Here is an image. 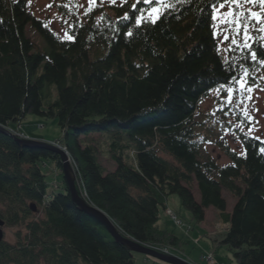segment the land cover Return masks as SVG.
I'll list each match as a JSON object with an SVG mask.
<instances>
[{"label": "trees", "instance_id": "16d2710c", "mask_svg": "<svg viewBox=\"0 0 264 264\" xmlns=\"http://www.w3.org/2000/svg\"><path fill=\"white\" fill-rule=\"evenodd\" d=\"M168 2L156 24L146 17L155 4L139 0L93 8L83 19L75 13L68 39L35 17L29 0H0V125L13 124L19 133L28 116L57 119L63 132L58 142L80 196L122 236L183 251L186 243L159 226L176 196L196 225L204 223L206 210L218 211L229 225L218 247L236 264H264V142L241 136L244 156L224 146L230 164L222 167L203 153L197 134L200 101L241 70L223 59L213 35L211 15L219 3ZM28 27L45 51L36 48ZM254 51L261 62L264 47ZM249 57L245 67L254 64ZM103 132L115 134L111 172L100 163L99 148L85 139ZM49 163L57 176L53 185L44 172ZM62 170L58 154L22 147L0 132V218L27 231L15 245L0 244V264H135L133 252L73 203ZM195 183L200 202L192 193ZM225 190L236 200L231 214ZM40 210L43 216L34 219Z\"/></svg>", "mask_w": 264, "mask_h": 264}, {"label": "rangeland", "instance_id": "374dc122", "mask_svg": "<svg viewBox=\"0 0 264 264\" xmlns=\"http://www.w3.org/2000/svg\"><path fill=\"white\" fill-rule=\"evenodd\" d=\"M127 0H29V11L38 19L45 21L47 25L56 32L61 38L68 37V31L73 24L77 14L78 19H83L93 8H108L109 6L121 5ZM169 0H164L162 12L169 7ZM151 4V3H146ZM154 5L152 7H156ZM249 5H244V8ZM219 8V5L217 6ZM150 11V9H148ZM221 12L228 10V4L219 9ZM254 11H260L259 6L253 8ZM149 11L146 15L148 17ZM239 11V9H238ZM247 15V12H245ZM259 27V26H258ZM215 28V27H214ZM217 29L215 28V31ZM28 36L35 43L36 48L45 51L46 44L43 39L34 31L27 28ZM218 39V49L226 62L234 61L240 67L239 78H246L252 91L241 90L240 86L234 81L229 85L216 88L210 91L209 96L200 101L195 121L198 123L197 134L204 148L203 153L216 160L222 167L229 165V158L223 151L224 146H228L232 151L244 156L243 145L240 137L247 135L253 138L259 137L264 142V63L257 59L253 60L252 67H245L243 61L248 59L251 54L248 48L237 47L231 43V34L229 40L225 41L223 35L229 33V26L221 25ZM253 40L250 41L254 51L256 45L264 47V31L251 32ZM237 39H242L238 37ZM36 49V50H37ZM245 70L247 75L245 77ZM248 85L245 86V89ZM234 89L232 101H228L227 89ZM47 91H53L57 99V90L53 85L47 87ZM17 137L21 139L40 141L45 143H56L61 140L63 132L59 127L57 119H42L35 116H28L23 122L22 128L17 132L18 127L10 125L8 127ZM19 134V135H18ZM103 135V136H102ZM114 133L103 132L101 134H92L87 139L91 144L97 146L101 152L100 163L108 172L115 170V164L111 161L110 144L114 139ZM25 136V137H24ZM28 137V138H27ZM123 142L127 141L122 136ZM57 145V144H53ZM166 159L172 162L167 156ZM71 166L72 163L69 160ZM54 165L49 163L44 172L50 174L49 181H57ZM72 169L74 170L73 166ZM53 188V187H52ZM55 189V188H54ZM53 191V189H52ZM195 199L200 202V194L195 183L192 189ZM223 198L227 201V211H233L236 200L225 190ZM171 213V214H168ZM173 214V215H172ZM171 215V216H170ZM179 215L182 226H178L172 216ZM43 216L42 211H38L33 218L39 219ZM159 226L164 230L173 231L185 243L183 251H170V248L155 246H145L168 257H175L186 261L188 264H236L233 255L225 247H218V242L225 233L222 221L219 218L217 210L210 208L205 212V221L201 225L192 223L190 214L182 209L178 197L171 196L168 201V210L161 212V221ZM4 241L15 245L18 240V234L25 237L27 231L24 226H5L3 228ZM144 246V245H143ZM135 264H161L160 261H154L143 255L133 253ZM158 261V262H157ZM166 264V263H165Z\"/></svg>", "mask_w": 264, "mask_h": 264}, {"label": "snow or ice", "instance_id": "6c2138e0", "mask_svg": "<svg viewBox=\"0 0 264 264\" xmlns=\"http://www.w3.org/2000/svg\"><path fill=\"white\" fill-rule=\"evenodd\" d=\"M94 0H90V3ZM114 2V0H113ZM139 2L151 3L157 5L156 7H151L148 14V22L151 24H156L157 20L160 19L163 14L162 8L164 7V0H139ZM219 8L214 7L211 19L214 23V27L217 29L214 31L213 35H219L218 31L221 25L229 26V33L223 35L225 41L229 40V35L231 34V43L237 47L248 48L251 54V59L256 60L258 53L252 51V45L250 41L254 38L251 35L253 30L255 31H264V0H224V2H219ZM225 3L228 4V10L226 12H221L219 9L225 7ZM244 5H249V7L244 8ZM259 6L260 11H254L253 8ZM135 7V5H133ZM239 9V11H238ZM247 12V15H245ZM127 18V15L125 16ZM144 20L143 15L137 19L138 24L142 23ZM259 26V27H258ZM129 36L132 33H128ZM242 37V39H237ZM68 39H73L72 36H68ZM261 63H264V57L261 59ZM247 71L245 70V77ZM231 80L238 84L241 90L252 91L251 85L246 78L237 79L236 76H232ZM247 88L245 89V86ZM223 87V86H222ZM234 89H227L228 92V101H232V95ZM260 139L259 137H256ZM261 152H264V148H261Z\"/></svg>", "mask_w": 264, "mask_h": 264}, {"label": "water", "instance_id": "95a60500", "mask_svg": "<svg viewBox=\"0 0 264 264\" xmlns=\"http://www.w3.org/2000/svg\"><path fill=\"white\" fill-rule=\"evenodd\" d=\"M0 132L3 134H6L10 137H12L20 146L22 147H30V148H40V149H47L50 150L56 154H58L61 157L62 164H63V174L66 181V184L68 186V190L70 193V196L72 198L73 203L77 206V208L90 216L91 218L98 221L104 228L108 231V233L113 237V239L126 246L131 252L143 255L155 260H158L162 263L166 264H188L186 261L180 260L175 257H168L164 256L163 254H160L158 252H155L154 250H151L150 248H147L133 240H130L124 236H122L118 230L116 229L113 222L110 220V218L101 210L97 209L96 207L91 206L84 200L76 187V177L72 178L67 170L71 166L69 162V157L67 152L62 149L61 147L55 146L50 143L40 142V141H33V140H27V139H21L16 136L12 131L7 129L4 126L0 125ZM33 210L36 211V208L33 207ZM6 226V223L3 219L0 218V244L4 241V232L3 228Z\"/></svg>", "mask_w": 264, "mask_h": 264}, {"label": "bare ground", "instance_id": "6f19581e", "mask_svg": "<svg viewBox=\"0 0 264 264\" xmlns=\"http://www.w3.org/2000/svg\"><path fill=\"white\" fill-rule=\"evenodd\" d=\"M6 128H7V127H6ZM7 129H9V128H7ZM27 138H28V137H27ZM70 165H71V164H70ZM67 172H68V174H69L72 178L76 177V175H75V171L72 169V166H70V167L68 168Z\"/></svg>", "mask_w": 264, "mask_h": 264}, {"label": "crops", "instance_id": "0c3cea01", "mask_svg": "<svg viewBox=\"0 0 264 264\" xmlns=\"http://www.w3.org/2000/svg\"><path fill=\"white\" fill-rule=\"evenodd\" d=\"M227 213H228V214H231L232 211H231V212H228V211H227ZM222 225H223V227H224V231H225V233H226V232H227V229H228V227H229V225H228V224H224L223 222H222ZM225 233H224V234H225ZM224 234H223V235H224Z\"/></svg>", "mask_w": 264, "mask_h": 264}, {"label": "built area", "instance_id": "2783aa9c", "mask_svg": "<svg viewBox=\"0 0 264 264\" xmlns=\"http://www.w3.org/2000/svg\"><path fill=\"white\" fill-rule=\"evenodd\" d=\"M174 220L176 221V224H178V226H181V225H182V223L179 222L178 220H176L175 218H174ZM212 264H213V263H212Z\"/></svg>", "mask_w": 264, "mask_h": 264}]
</instances>
